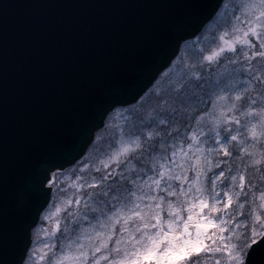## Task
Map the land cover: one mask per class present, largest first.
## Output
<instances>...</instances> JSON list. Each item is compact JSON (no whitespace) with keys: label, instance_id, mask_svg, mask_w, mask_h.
<instances>
[{"label":"snow or ice","instance_id":"1","mask_svg":"<svg viewBox=\"0 0 264 264\" xmlns=\"http://www.w3.org/2000/svg\"><path fill=\"white\" fill-rule=\"evenodd\" d=\"M184 7L156 60L31 167L14 216L0 167V264H264V0Z\"/></svg>","mask_w":264,"mask_h":264},{"label":"water","instance_id":"2","mask_svg":"<svg viewBox=\"0 0 264 264\" xmlns=\"http://www.w3.org/2000/svg\"><path fill=\"white\" fill-rule=\"evenodd\" d=\"M186 3L0 0V167L11 215L32 199L31 167L73 144L99 94L125 89L156 60Z\"/></svg>","mask_w":264,"mask_h":264},{"label":"rangeland","instance_id":"3","mask_svg":"<svg viewBox=\"0 0 264 264\" xmlns=\"http://www.w3.org/2000/svg\"><path fill=\"white\" fill-rule=\"evenodd\" d=\"M131 119H132L131 113H127V112H125V113H121L120 115L116 116V117L113 119V121H112V125H113V126H118V125H120L123 121H125V120H127V121H131ZM116 146H117V145L113 144V147H116ZM74 179H75V178L73 177V180H74ZM53 192H55V189L53 190ZM51 203H52V200H51V196H50V199H49L48 204L51 205ZM53 211H54V209H53ZM53 219H55V217H54ZM29 247H31V245H29ZM37 264H39V261H38V260H37Z\"/></svg>","mask_w":264,"mask_h":264},{"label":"trees","instance_id":"4","mask_svg":"<svg viewBox=\"0 0 264 264\" xmlns=\"http://www.w3.org/2000/svg\"><path fill=\"white\" fill-rule=\"evenodd\" d=\"M54 190V189H53Z\"/></svg>","mask_w":264,"mask_h":264}]
</instances>
